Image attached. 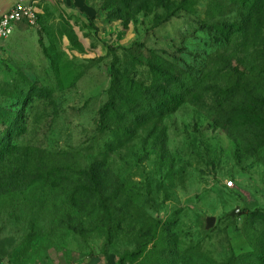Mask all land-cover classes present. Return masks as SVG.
<instances>
[{"label": "rangeland", "instance_id": "1", "mask_svg": "<svg viewBox=\"0 0 264 264\" xmlns=\"http://www.w3.org/2000/svg\"><path fill=\"white\" fill-rule=\"evenodd\" d=\"M261 2L252 13L230 0L35 3L34 21L0 42V133L16 123L0 164L6 264H138L129 253L142 245L148 261L200 249L241 264L264 250ZM153 52L184 76L182 104L101 133L112 72L149 85ZM126 126L133 138L117 147Z\"/></svg>", "mask_w": 264, "mask_h": 264}, {"label": "trees", "instance_id": "2", "mask_svg": "<svg viewBox=\"0 0 264 264\" xmlns=\"http://www.w3.org/2000/svg\"><path fill=\"white\" fill-rule=\"evenodd\" d=\"M230 1L240 8L249 10L250 13L259 9L261 1L264 2V0ZM246 24L248 23L245 22ZM152 54L153 58L157 60V65H150L154 76L152 83L149 85L134 78L125 77L119 71L112 72L109 99L99 111L102 122L101 133L111 132V129L107 130V128L112 120H116V122L117 120H133L135 125H143L152 119L164 117L182 104L184 96L181 88L184 84V76L174 74L171 70L172 67L166 66L168 63L167 59L158 56L155 52ZM168 68L171 69L168 70ZM220 92L231 96L233 89L229 87ZM142 105L145 106L144 112L138 113L137 108H140ZM15 127L16 123L13 122L12 125L0 133L1 165L6 163L7 157L14 153L15 144L12 138ZM112 132V135L117 137L113 143L117 147L124 145L133 138V131L128 126L123 131L116 130ZM245 213L246 210L242 209L241 215ZM146 248V245H142L129 253V255L135 258L138 264H221L212 255L200 249L177 259H169L159 255L155 261H148L145 255ZM241 258H243L245 264H264V250L255 247L237 260L240 261Z\"/></svg>", "mask_w": 264, "mask_h": 264}, {"label": "built area", "instance_id": "3", "mask_svg": "<svg viewBox=\"0 0 264 264\" xmlns=\"http://www.w3.org/2000/svg\"><path fill=\"white\" fill-rule=\"evenodd\" d=\"M36 2L30 5L17 4L6 15L0 18V42L7 40L14 32L16 24L21 21H34L37 14ZM233 182L230 181L229 185Z\"/></svg>", "mask_w": 264, "mask_h": 264}, {"label": "water", "instance_id": "4", "mask_svg": "<svg viewBox=\"0 0 264 264\" xmlns=\"http://www.w3.org/2000/svg\"><path fill=\"white\" fill-rule=\"evenodd\" d=\"M38 0H0V18H2L4 15H6L14 6L21 3L24 5H30L33 2H36ZM241 212V209L239 206H237L230 215L235 217L236 215H239ZM206 229L212 228L217 221L216 216H207L206 217Z\"/></svg>", "mask_w": 264, "mask_h": 264}, {"label": "crops", "instance_id": "5", "mask_svg": "<svg viewBox=\"0 0 264 264\" xmlns=\"http://www.w3.org/2000/svg\"><path fill=\"white\" fill-rule=\"evenodd\" d=\"M39 1V0H38ZM38 1H36V2H38ZM17 25V24H16ZM15 28H16V26H15ZM0 264H6L4 261H3V259H1L0 258Z\"/></svg>", "mask_w": 264, "mask_h": 264}]
</instances>
